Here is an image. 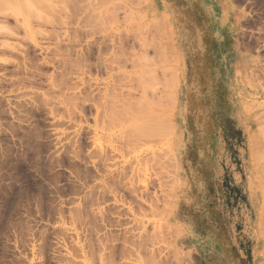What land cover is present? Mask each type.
Instances as JSON below:
<instances>
[{"label": "rangeland", "instance_id": "rangeland-1", "mask_svg": "<svg viewBox=\"0 0 264 264\" xmlns=\"http://www.w3.org/2000/svg\"><path fill=\"white\" fill-rule=\"evenodd\" d=\"M0 264H264V0H0Z\"/></svg>", "mask_w": 264, "mask_h": 264}, {"label": "bare ground", "instance_id": "bare-ground-1", "mask_svg": "<svg viewBox=\"0 0 264 264\" xmlns=\"http://www.w3.org/2000/svg\"><path fill=\"white\" fill-rule=\"evenodd\" d=\"M1 4H3V3H1ZM168 29V28H167ZM168 31V30H167ZM134 32V31H133ZM168 33V32H167ZM131 34V33H130ZM150 34V33H149ZM168 35V34H167ZM149 36V35H148ZM141 37V36H140ZM147 37V36H146ZM151 37V36H150ZM127 38V37H126ZM145 38V37H144ZM157 38V37H156ZM155 38V41H157L158 42V38L156 39ZM134 39H135V37H134ZM141 40H143L142 39V37L140 38ZM148 39V38H147ZM147 39H146V41H147ZM153 39V38H152ZM132 40V39H131ZM129 41V40H128ZM145 41V40H144ZM146 41L144 42V43H146ZM149 41H151V39L149 40ZM149 41H147V42H149ZM153 41V40H152ZM151 41V42H152ZM170 41V40H169ZM134 42V41H133ZM137 42V41H136ZM154 42V41H153ZM157 42H155V43H157ZM121 43V42H120ZM130 43V42H129ZM159 43H161V42H159ZM142 44H143V41H142ZM142 44H140V47H142L141 45ZM151 44H153V43H151ZM150 44V45H151ZM170 44H172V43H170ZM122 45V44H121ZM120 45V47H123V45L121 46ZM147 45V44H146ZM146 45H144L145 47H146ZM137 46H139V45H137ZM161 47V46H160ZM116 48H118V47H116ZM154 48V47H153ZM152 48V49H153ZM158 48V47H157ZM172 48V47H171ZM149 49H151V48H149ZM155 49V50H154ZM153 50V52L155 53V51H157V49L156 48H154ZM118 49H116V51H117ZM121 51H122V49H120ZM124 50V49H123ZM146 50H147V48H146ZM145 50V51H146ZM161 50V49H160ZM119 51V50H118ZM118 51H117V54H121L122 52H124V51H120L119 53H118ZM144 51V50H143ZM148 51V50H147ZM114 52V51H113ZM157 52H159V51H157ZM157 52H156V54H157ZM144 53V52H143ZM146 53V52H145ZM165 53V52H164ZM114 54H116L115 52H114ZM117 54H116V56H117ZM125 54V55H124ZM124 58H126V56H127V54H126V52H124ZM141 54H142V52H141ZM149 54V53H148ZM166 54V53H165ZM129 55V54H128ZM119 57L118 58H116V57H112L111 58V64H110V66H109V68L111 69V71L113 72H117V74L119 75L118 76V78L120 79V81H119V85L120 86H127L129 83V85L128 86H130L131 85V83L133 84V81L131 82V80H127V79H129V78H132V77H134L135 75H137L138 76V74H134L133 76L131 75V72H129V71H127V65L129 64L128 62H129V60H125L124 58H121V57H123L122 55H121V57H120V55H118ZM130 56H131V53H130ZM134 55L132 54V56L131 57H133ZM144 56V55H143ZM152 56V55H151ZM154 56V55H153ZM149 57V56H148ZM147 57V58H148ZM155 57V56H154ZM165 58V57H164ZM123 59H124V61H123ZM127 59H129V58H127ZM138 60H140L139 58H137ZM137 60V61H138ZM142 60V59H141ZM146 60V59H145ZM156 60V59H155ZM155 60H153L155 63H156V61ZM131 61V60H130ZM133 61V60H132ZM153 61H152V63H153ZM141 63V61H138L137 63ZM159 61H157V63H158ZM130 63H132V62H130ZM135 63V62H134ZM142 64V63H141ZM130 65V64H129ZM128 65V66H129ZM135 65V64H134ZM137 66L136 67H138V65L139 64H136ZM143 65V64H142ZM151 65V64H150ZM157 65V64H156ZM130 66H133V65H130ZM143 66H145V65H143ZM142 66V67H143ZM135 66H133L132 68H134ZM141 66L139 67V68H142ZM146 67V66H145ZM150 67V66H149ZM154 67V66H153ZM129 69H131V67L129 68ZM136 68H134V69H132V70H135ZM148 69V68H147ZM147 69H146V71H147ZM158 69V68H157ZM145 70V69H144ZM136 71V70H135ZM129 72V73H128ZM141 74V73H140ZM139 74V75H140ZM146 74V73H145ZM145 74H142V76H138V77H136V79L137 78H140V79H143V81L145 82V76H148V75H145ZM150 74H151V72H150ZM157 74H159V71H157V72H155V75L153 74V76H154V78H155V76L156 77H158V76H160L159 78H161V76H163L162 74L161 75H157ZM116 75V74H115ZM152 76V75H151ZM165 77H166V75H164ZM134 77V78H135ZM150 78H152V79H154L153 77H150ZM150 78H148L147 77V79L146 80H148V79H150ZM164 78V77H163ZM133 79V78H132ZM157 79V78H156ZM166 79V78H165ZM128 83L127 85H126V82ZM135 81H137V80H135ZM165 81V80H164ZM114 82V81H113ZM124 82V83H123ZM169 83H170V81H168ZM150 83V84H149ZM153 83H154V81H153ZM115 84V83H114ZM136 84H139V82L137 81V83ZM165 84V83H164ZM160 85H162V78L161 79H158L156 82H155V84H152L151 82H148V83H146L145 85H144V88H143V90H141L140 88H138L137 87V85L134 87L133 86V90H139V91H142L143 92V96L141 97V95H139L140 93L138 92V95L140 96H137L138 98L137 99H141L139 102L138 101H134L135 103L133 104L134 105V108L135 109H133V107H131V102L132 101H129V100H126L127 99V97L129 98V94L127 93H125L124 91V89H126L125 87H123L124 89V91H122V92H124V94L123 95H125V97H122V98H125V100L124 99H122V100H120V94H121V92H119L118 90H121V87L120 86H118V92L120 93L119 94V99L118 100H120V102H119V104H117V106L119 105V108L121 109H123L124 111V113H123V115H124V118L123 117H121V121H123L124 119H125V117H127V119H125V121H124V123L125 122H127L126 120H128V122H129V120L131 119V121L130 122H135L134 123V128H133V130H134V139H131V137H129L130 135H128V133H126L127 135H128V137L132 140V141H134V142H136L138 145H139V147H140V149L142 150V152H145L146 151V149H148V148H146V143H148V142H152L154 139H156L157 137H158V134L160 133L159 131H161L162 130V125H164V127L167 129H169L170 127H172V125H170V123L171 122H173V123H175L176 122V119L175 118H172L173 120H171L170 118L168 119V120H171V121H167V119H166V121L164 120V124L162 123V119H160V117L159 116H156L157 114H160V113H162V102H161V100L162 101H164L163 99H162V94H164V93H162L161 94V100H160V96L159 95H155V94H157V92L156 93H154V95L155 96H158V97H153V92H152V98L154 99V98H159V100H157V99H155V100H157L158 101V103L157 104H154V102H153V99L151 100V97L150 98H148V93H149V91L151 90H153V88H155V90H158V89H156V86H157V88H158V86H160ZM115 86V85H114ZM165 86V85H164ZM169 86V85H168ZM119 87H120V89H119ZM136 87L138 88V89H136ZM169 88H170V86H169ZM113 89V88H112ZM128 89V88H127ZM167 89H168V87H167ZM159 90H160V88H159ZM129 92V91H128ZM132 92V91H131ZM155 92V91H154ZM162 91H159V93L158 94H160ZM168 93V92H167ZM136 94V93H135ZM166 94V93H165ZM164 94V95H165ZM137 95V94H136ZM167 95V94H166ZM131 96V95H130ZM134 97H135V95H134ZM172 97V96H171ZM174 97V96H173ZM131 98H133L132 96H131ZM131 98H129L130 100H131ZM136 100V98H133V100ZM150 99V100H149ZM154 100V101H155ZM168 100V99H167ZM166 100V101H167ZM126 101H128V102H126ZM161 103H160V102ZM172 101H168L167 103H171ZM118 103V102H117ZM133 103V102H132ZM136 103H138V104H136ZM165 103V102H164ZM115 104V103H114ZM136 104V105H135ZM167 106H168V104H166ZM166 105H164V106H166ZM171 105V104H170ZM126 106H129L130 107V111H129V108H127ZM170 107V106H169ZM132 108V109H131ZM114 111V110H113ZM134 111V112H133ZM119 112H121V110L119 111ZM118 112V113H119ZM135 113V114H134ZM121 114V113H120ZM122 115V114H121ZM134 115V116H133ZM116 120V119H115ZM120 120V119H119ZM166 122H167V124H166ZM168 122H170L169 124H168ZM132 124V123H131ZM165 124H166V126H165ZM129 125V124H128ZM167 125H169L170 127H168ZM133 126V125H132ZM130 127V126H129ZM173 127H174V125H173ZM126 128H127V126H126ZM124 130H125V128H124ZM129 129H127V131H128ZM132 130V128H130V130L128 131V132H130ZM168 133V132H167ZM133 135V134H132ZM161 135V134H160ZM159 135V136H160ZM133 137V136H132ZM124 138V137H123ZM128 138V139H129ZM121 139V138H120ZM125 139V138H124ZM131 140H129V141H131ZM158 141L160 140V139H157ZM119 141H121V140H119ZM124 142H125V140H123ZM126 142H127V140H126ZM131 143H133V142H131ZM131 143H129V144H131ZM155 143V142H154ZM124 144V143H123ZM156 144V143H155ZM136 145V144H135ZM123 146V145H122ZM126 146V145H125ZM133 146V145H132ZM148 147V146H147ZM155 147V146H154ZM122 148H124V147H122ZM129 148H131V147H129ZM133 148V147H132ZM137 148H138V146H137ZM136 148V149H137ZM149 148H150V146H149ZM125 149V148H124ZM117 151V150H116ZM124 151H126V149L124 150ZM148 151V150H147ZM137 154H139V153H137ZM157 155H158V153H156ZM144 155V154H143ZM161 155V154H160ZM138 156V155H137ZM162 156V155H161ZM146 157V156H145ZM160 157V156H159ZM143 158V157H142ZM151 158V157H150ZM141 158H139V160H140ZM143 159H145V158H143ZM161 159V158H160ZM159 158L157 159V160H155L154 159V162L155 161H158V160H160ZM138 160V161H139ZM142 162H141V164L142 163H144V160H141ZM148 161H149V159H148ZM147 162V161H146ZM153 162V163H154ZM166 162V161H165ZM159 163V162H158ZM138 164V163H137ZM156 164V163H155ZM166 164V163H165ZM167 164H168V162H167ZM166 164V165H167ZM163 165H164V163H163ZM169 165V164H168ZM147 166H148V164H147ZM160 166V165H159ZM165 166V165H164ZM155 167V166H154ZM161 167V166H160ZM151 168H152V166H151ZM165 168V167H164ZM175 168H177V167H175ZM159 169V167L157 168V170ZM180 169V168H179ZM142 170V169H141ZM144 170V169H143ZM155 170V169H154ZM122 171V170H121ZM127 171V170H126ZM159 171V170H158ZM125 172V171H124ZM128 173V172H127ZM139 174V173H138ZM114 176V175H113ZM116 176V175H115ZM117 177V176H116ZM115 177V178H116ZM121 177V176H120ZM125 179V178H124ZM178 179V178H177ZM179 180V179H178ZM120 181V180H119ZM161 181V180H160ZM175 181V180H174ZM178 184H179V181L177 182ZM186 183V182H185ZM184 183V184H185ZM127 184V183H126ZM177 184V185H178ZM120 185V184H119ZM176 185V186H177ZM181 187V186H180ZM137 187H135V189H136ZM134 189V190H135ZM140 189V188H139ZM138 189V190H139ZM133 190V189H132ZM131 190V191H132ZM141 190V189H140ZM175 190V189H174ZM129 191V190H128ZM133 192V191H132ZM131 193V192H130ZM135 193V192H134ZM139 193V192H138ZM135 197V196H134ZM173 197V196H172ZM147 198V197H146ZM133 201V200H132ZM170 202V201H169ZM168 202V203H169ZM167 203V204H168ZM171 203V202H170ZM136 204V203H135ZM148 209V208H147ZM120 215V214H119ZM181 228V227H180ZM181 231V230H180Z\"/></svg>", "mask_w": 264, "mask_h": 264}, {"label": "crops", "instance_id": "crops-1", "mask_svg": "<svg viewBox=\"0 0 264 264\" xmlns=\"http://www.w3.org/2000/svg\"><path fill=\"white\" fill-rule=\"evenodd\" d=\"M210 19H213L211 15H209L208 17H205V24H207L209 26L210 23ZM255 141V140H254ZM253 138L250 140V143L253 145L254 143Z\"/></svg>", "mask_w": 264, "mask_h": 264}]
</instances>
